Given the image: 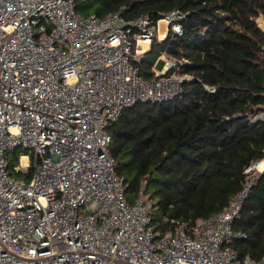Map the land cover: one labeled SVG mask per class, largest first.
<instances>
[{"label":"built area","instance_id":"obj_1","mask_svg":"<svg viewBox=\"0 0 264 264\" xmlns=\"http://www.w3.org/2000/svg\"><path fill=\"white\" fill-rule=\"evenodd\" d=\"M124 10L83 16L75 0H0V264H264L231 246L245 237L233 223L264 157L243 168L226 207L192 224H154L142 188L128 200L107 125L137 102L179 97L193 75L161 50L154 76H139L134 61L160 40L159 20ZM184 16H162L165 37L182 34ZM259 121L264 104L249 115Z\"/></svg>","mask_w":264,"mask_h":264},{"label":"trees","instance_id":"obj_2","mask_svg":"<svg viewBox=\"0 0 264 264\" xmlns=\"http://www.w3.org/2000/svg\"><path fill=\"white\" fill-rule=\"evenodd\" d=\"M121 6L126 18L148 15L154 23L173 9L185 13L181 35L155 36L134 63L139 76L150 79L155 58L166 50L186 60L182 70L193 78L183 82L179 97L137 102L106 129L128 200L142 188L152 202L154 224L165 225L164 216L192 224L226 207L242 188L243 168L264 157V121L249 122L252 110L264 104V29L256 22L264 18V0H75L83 16H104ZM233 228L245 237L231 246L261 262L264 169Z\"/></svg>","mask_w":264,"mask_h":264},{"label":"bare ground","instance_id":"obj_3","mask_svg":"<svg viewBox=\"0 0 264 264\" xmlns=\"http://www.w3.org/2000/svg\"><path fill=\"white\" fill-rule=\"evenodd\" d=\"M165 20L163 18L159 19L158 21V29H159V36L161 37L164 33V29H165ZM141 46L145 47L146 43L143 41L139 42ZM264 165V162H260L259 164V169H262Z\"/></svg>","mask_w":264,"mask_h":264},{"label":"rangeland","instance_id":"obj_4","mask_svg":"<svg viewBox=\"0 0 264 264\" xmlns=\"http://www.w3.org/2000/svg\"><path fill=\"white\" fill-rule=\"evenodd\" d=\"M263 20H264V19H263ZM142 55H143V54H142ZM142 55H141V56H142ZM141 56H138L137 58L140 59ZM153 66H156L155 63L153 64ZM153 66H152V67H153ZM18 152H20V153L22 152V153H23V151H21V150H20V151H16L15 156H14V157H15L14 164L17 162V153H18ZM263 167H264V166H263Z\"/></svg>","mask_w":264,"mask_h":264},{"label":"crops","instance_id":"obj_5","mask_svg":"<svg viewBox=\"0 0 264 264\" xmlns=\"http://www.w3.org/2000/svg\"><path fill=\"white\" fill-rule=\"evenodd\" d=\"M165 34H166V30L164 29V33H163V35L160 37V36H158L159 37V39L161 40V39H163V38H165Z\"/></svg>","mask_w":264,"mask_h":264}]
</instances>
